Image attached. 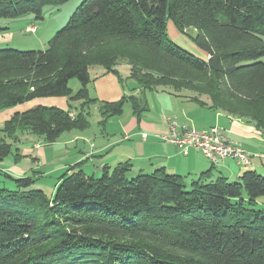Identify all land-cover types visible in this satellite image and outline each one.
Returning a JSON list of instances; mask_svg holds the SVG:
<instances>
[{
  "label": "trees",
  "instance_id": "obj_1",
  "mask_svg": "<svg viewBox=\"0 0 264 264\" xmlns=\"http://www.w3.org/2000/svg\"><path fill=\"white\" fill-rule=\"evenodd\" d=\"M67 1L0 0V19H43L46 6ZM169 21L179 35L197 31L190 38L201 56L169 37ZM263 57L264 0H83L45 49L0 48V112L38 97L81 102L75 113L39 105L13 115L0 126V161L14 152L22 160L13 150L20 133L54 143L89 128L90 69L118 71L122 62L144 90H189L264 133ZM126 100L101 102L102 122ZM84 162L58 177L52 195L33 187L38 177L6 174L14 189L0 187V264H264L259 172L231 181L210 169L188 183L164 167L129 178V163L96 175Z\"/></svg>",
  "mask_w": 264,
  "mask_h": 264
},
{
  "label": "crops",
  "instance_id": "obj_2",
  "mask_svg": "<svg viewBox=\"0 0 264 264\" xmlns=\"http://www.w3.org/2000/svg\"><path fill=\"white\" fill-rule=\"evenodd\" d=\"M36 29V26H28ZM118 71L104 72L96 70L88 88L90 96L97 101L91 106L99 113L89 128L85 130H71L61 135L54 143L35 140L32 149H25L29 154L38 149L41 156H45V149L52 150L53 144L60 142L65 155L74 160L73 163L54 165L36 157L38 163H43L47 169L40 172L41 176L53 178L52 175L64 172L68 167L83 160V168L89 173L99 175L104 167H116L121 163H129V174L152 173L164 167L171 174H180L189 181L197 178L201 173L212 169V179L225 176L229 180L236 179L247 170H255L264 175V133L251 123L229 116L223 111L214 110L210 105H202L191 99L190 93L185 91L173 93L165 88L144 90L139 82L131 76V67L121 63ZM81 88V87H80ZM137 97L142 111L136 113L133 103L128 97ZM126 97L130 106L124 103L123 111L113 115L106 122H102L100 113L101 102H117ZM210 103L208 97H202ZM125 101V102H126ZM71 102L65 96L38 97L0 112V126L11 119L16 113H21L35 106H56L66 110L72 108L75 113L81 102ZM90 107V110H91ZM76 109V110H75ZM176 118L180 124H186L198 130H207L212 126L221 127L226 135L241 144L251 153L250 163H239L235 158L228 157L218 163L212 162L200 150L190 148L188 154L171 142L162 139L161 135L169 132V118ZM144 133L147 134L144 137ZM43 140V139H41ZM46 145L44 149V145ZM39 146V147H38ZM52 146V147H50ZM22 150V149H21ZM31 154V153H30ZM34 154V153H32ZM259 154L261 156H257ZM26 155V154H25ZM22 161V160H21ZM20 161V162H21ZM16 175L26 176L21 167L14 168ZM17 177V176H15ZM58 177L54 181L56 186Z\"/></svg>",
  "mask_w": 264,
  "mask_h": 264
},
{
  "label": "rangeland",
  "instance_id": "obj_3",
  "mask_svg": "<svg viewBox=\"0 0 264 264\" xmlns=\"http://www.w3.org/2000/svg\"><path fill=\"white\" fill-rule=\"evenodd\" d=\"M83 0H69L61 5H51L46 6L44 9V18L43 19H37L33 14L25 15L21 18L14 19V20H6V19H0V24L3 26H7L8 29L4 30L3 32H0V48H17L20 50H31V49H45L48 45L49 39L56 34L58 30H60L70 19L72 14L75 12L77 7L81 4ZM36 26V29L29 27L28 31L26 30L28 26ZM168 35L169 37L175 41L180 46L188 49L192 53L201 56V52L203 51L201 49L197 50L195 44L192 42L190 36L196 35L197 31L195 29H188L189 35H179L175 32L173 26L171 25L170 21L168 23ZM264 61V57L262 58ZM123 64H127L122 62ZM129 65V64H127ZM102 68L99 66H94L90 69V73L92 76H94L96 70H101ZM71 88L73 89L74 93H76L82 84L77 78H73L70 81ZM159 88H165L167 90L171 89L172 87H159ZM187 93L192 94L189 90H184ZM206 95H203L204 97ZM208 97V96H206ZM130 98V96L128 97ZM209 99V97H208ZM71 104H73V101H71ZM126 107H129V101L125 102ZM74 105V104H73ZM99 113V110H96L94 107H91L89 119L91 121H94ZM12 118V117H11ZM6 122V121H5ZM4 123L1 124L3 126ZM20 141L13 144V150L15 151L16 148L20 147L22 150V154L24 157L22 158V161H17L15 159V152L9 155L8 157L4 158L2 161H0V187H7L9 189H14V183L6 177V174H10L12 176H20L16 175V172L14 171L15 167H21L27 175L38 177V180L36 184L33 186L34 188H40L43 189L48 195H52L55 185L54 181H56V178L59 177L62 173L52 175L50 177L47 176H41L40 172H43L47 169V167L43 163H38L36 161V157H39L42 160H46L47 158L50 159L49 162H52V166L59 165V164H66V163H73L74 160H72V157H69L70 155L63 154L64 147L63 145L58 142L57 144H53L56 146H53L52 150L45 149V144L43 147L45 149V155L41 156L38 149H35L31 151L29 154L26 153L25 149L28 147L29 149L33 148V145L35 143V140L41 141L42 143L45 142L44 138L42 136L34 135V134H28V133H20ZM43 139V140H41ZM39 147V146H38ZM52 147V146H50ZM34 153V154H32ZM26 154V155H25ZM74 164V163H73ZM135 174H129L127 175L129 178H132L133 176H136ZM236 179H233L231 181H235ZM186 182L190 183L189 179H186ZM258 208L264 209V196H261L258 198Z\"/></svg>",
  "mask_w": 264,
  "mask_h": 264
},
{
  "label": "built area",
  "instance_id": "obj_4",
  "mask_svg": "<svg viewBox=\"0 0 264 264\" xmlns=\"http://www.w3.org/2000/svg\"><path fill=\"white\" fill-rule=\"evenodd\" d=\"M169 126V132L161 135L162 139L178 145L184 154H188L190 148H196L214 163L228 157L235 158L239 163L251 161V153L246 151L240 143L231 140L219 126L198 130L186 124H180L174 117L169 118ZM146 136L147 134L144 133V137Z\"/></svg>",
  "mask_w": 264,
  "mask_h": 264
}]
</instances>
